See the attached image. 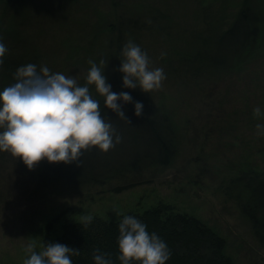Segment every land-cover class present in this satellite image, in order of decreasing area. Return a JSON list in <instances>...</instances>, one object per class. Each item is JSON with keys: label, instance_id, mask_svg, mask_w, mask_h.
I'll return each instance as SVG.
<instances>
[{"label": "rangeland", "instance_id": "1", "mask_svg": "<svg viewBox=\"0 0 264 264\" xmlns=\"http://www.w3.org/2000/svg\"><path fill=\"white\" fill-rule=\"evenodd\" d=\"M3 3L0 24L7 32L1 39L13 57H22L19 66H46L76 76L78 83L86 77L88 61L104 56L106 36L94 41L93 23L118 13L148 22L151 30L133 32L129 40L147 52L150 68H163L166 79L159 90H141L133 105L141 102L147 117L153 110L169 115L173 126L163 131L172 143L170 161L163 163L141 122L124 109L130 124L111 112L106 121L121 142L107 152L84 151L92 153L95 167L84 176L49 183L39 179L47 159L30 170L22 158L0 151V264H24L28 245L37 253L44 250L46 225L56 216L60 221L53 232L60 234L67 218L117 220L161 201L214 227L227 239L235 264H264V227L255 233L242 208L247 193L239 186L244 170L264 169L255 140L261 133L247 120L258 80L254 72L229 83L214 72L197 75L181 57L194 31L204 30L203 19L230 16L242 0H21L6 11ZM255 3L264 9V0ZM258 64L256 69L264 68V60ZM15 82L0 74V91Z\"/></svg>", "mask_w": 264, "mask_h": 264}, {"label": "trees", "instance_id": "2", "mask_svg": "<svg viewBox=\"0 0 264 264\" xmlns=\"http://www.w3.org/2000/svg\"><path fill=\"white\" fill-rule=\"evenodd\" d=\"M20 1L4 0L3 10L6 11L7 8L15 6ZM211 7L212 5L209 6V8ZM202 23L204 30L194 31V35L190 36L191 43L188 49L182 53V62L194 66L197 75L202 74L200 71L204 73L209 71V74L214 72L217 73L218 79L227 80V82L239 80L244 74L250 75L254 72L258 80L256 84L259 87L256 85V89L252 91L255 92L257 100H253L254 106L251 105V100L247 105L250 106L247 120H249V126H252L253 130H257V124H264V117L256 118L253 114L255 107H260L264 112V68L256 69L258 63L264 60V9L258 8L255 0H242V4L232 15L225 17L221 14H213L207 19H203ZM93 24L90 32L93 34L94 41H98L101 35L106 36V44L100 43L101 53L104 56L95 59L94 62L100 66V61H105L101 70L107 78V83H111L113 92L117 94L127 92L135 100H140L138 95L142 89L123 86L124 74L119 71L121 52L129 41V37L134 34L133 32L151 30L152 25L140 17L126 13L125 15L119 13L112 15L111 19L109 16L104 17L101 23ZM4 31L7 32V28L1 23L0 39L4 37L1 36ZM11 53L7 51L3 57L0 74L5 79L14 80V73L20 67L19 64H23V59L20 56L13 57ZM89 69L90 67L87 68L85 74ZM262 70L263 76L260 75ZM78 85L89 87L92 97L99 101V110L106 120L113 111L105 107V98L95 90V86L86 85V77ZM220 100L222 102L221 98ZM118 103L126 111V114L128 113L135 121L141 122L143 127L148 129V133L155 141L154 144L159 146L161 162H169L172 155V143L165 139L163 131H168V128L173 126L171 117L167 114L161 117L154 110L150 117L143 113L137 117L133 103L126 104L122 100ZM222 107L226 110L223 102ZM260 133L255 140L260 141L257 148L259 153L264 156V132ZM92 161V153L88 154L83 151L81 158L70 164L47 162L39 174V179L44 183H49L69 179L74 175L84 176L95 168ZM244 172L241 185H239L247 193L246 202L242 203L243 212L253 224L255 233L262 234L264 227V169L263 172L252 169L244 170ZM115 190H120V187H116ZM124 216L137 218L147 226L149 234L155 232L166 242L170 250V259L166 264H235L232 255L227 250V239L214 227L197 216L180 211L164 201L143 211H129L117 220L91 216V223H86L85 220L75 221L72 218H67L61 224L60 234H54L56 232L54 226L60 221V215L56 216L46 225L43 246L45 248L48 242H52L79 249L78 256H71L73 264H95L93 252L96 249H99V254H107L111 264H121L118 259V237L119 223ZM131 264H139V262L132 261Z\"/></svg>", "mask_w": 264, "mask_h": 264}, {"label": "clouds", "instance_id": "3", "mask_svg": "<svg viewBox=\"0 0 264 264\" xmlns=\"http://www.w3.org/2000/svg\"><path fill=\"white\" fill-rule=\"evenodd\" d=\"M8 49L0 39V65ZM166 55V54H162ZM123 86L139 87L146 93L159 90L166 79L163 68H150L147 52L129 40L121 52ZM86 85L105 98V107L115 112L120 119L126 117L118 101L133 103L127 92L115 93L101 67L88 61ZM105 64L104 60L100 65ZM16 82L0 91V151L22 158L31 170L44 159L50 163L70 164L78 161L83 151L98 148L107 152L121 142V136L107 122L99 110V101L90 94L88 86H80L76 76L52 73L48 67L38 69L35 64L20 66L14 73ZM135 115L141 116L144 105L135 102ZM256 118L264 117L260 107L253 109ZM264 132V124H257ZM86 217L85 222L91 223ZM118 259L121 264H166L170 250L155 232L149 234L147 226L133 216H124L119 223ZM29 258L24 264H73L71 256H78L79 249L48 242L44 250L37 253L28 245ZM95 264H111L107 254L93 252Z\"/></svg>", "mask_w": 264, "mask_h": 264}]
</instances>
